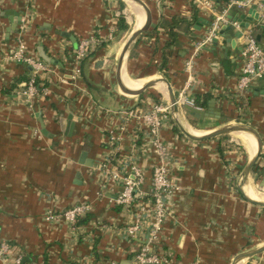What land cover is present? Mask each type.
I'll list each match as a JSON object with an SVG mask.
<instances>
[{"label": "crops", "instance_id": "1", "mask_svg": "<svg viewBox=\"0 0 264 264\" xmlns=\"http://www.w3.org/2000/svg\"><path fill=\"white\" fill-rule=\"evenodd\" d=\"M144 1L153 25L134 44L124 73L138 87L166 77L176 97L189 86L187 97L209 114L201 119L181 107L180 116L194 133L244 123L264 141V78L251 82L246 97H235L246 35H254L264 50L263 16L254 20L264 0L242 6L236 2L247 0H211L216 10L228 9L230 22L197 53L213 11L195 0ZM128 6L126 0H0V241L11 246L0 264H10L17 255L24 264H136L146 236L126 234L136 213L117 202L123 183L111 179L102 166L109 160L130 177L133 166H139L143 183L137 193L150 198L158 151L152 132L138 129L131 112L169 99L163 86L133 96L117 83L119 55L137 25ZM194 8L196 20L178 28L161 72L168 36L160 23L191 19ZM18 14V30L10 31ZM121 17L128 28H121ZM92 34L101 41L72 81V53L80 39ZM18 40L38 55L42 46L54 59L45 79L48 94L38 97L33 109L17 94L31 74L29 65L10 58ZM193 54L189 71L186 62ZM160 136L168 147L170 179L180 187L168 201L158 243L170 264H231L238 253L263 245L264 207L245 199L240 189L242 171L257 151L256 138L232 132L195 141L181 132L172 111ZM247 184L253 197L264 201V149ZM77 204L88 207L86 221L72 225L62 218L46 220L49 211L59 214ZM240 264H264V252Z\"/></svg>", "mask_w": 264, "mask_h": 264}, {"label": "built area", "instance_id": "2", "mask_svg": "<svg viewBox=\"0 0 264 264\" xmlns=\"http://www.w3.org/2000/svg\"><path fill=\"white\" fill-rule=\"evenodd\" d=\"M198 6L206 7L213 11V19L207 29L205 36L198 42L196 53L205 45L211 43L217 36L218 30L223 24L230 22L228 9L216 10L211 0H195ZM247 1L236 2L239 6L245 5ZM262 7V5H261ZM238 26L237 23H235ZM113 38L112 31L108 39ZM245 46L242 52L241 75L239 77L235 97H246L251 82L257 78H264V50L259 45L257 39L252 34L245 37ZM101 40L92 34L79 40L78 46L71 56L72 73L70 79L75 81L82 70L83 61L95 50ZM195 54L186 62L187 70L191 71L194 66ZM10 58L14 61L25 63L31 67V74L27 81L18 90V96L23 99L31 109L34 108L35 100L38 97L48 94V86L45 79L50 77L51 64L43 60L36 51H30L24 41L18 40L15 44ZM39 79V81H38ZM189 86L181 90L177 101L181 107L190 106L202 110L195 104L193 99L187 97ZM171 114V106L162 101H153L147 108L138 107L131 112L137 120L138 129H148L154 135V146L158 151V163L153 167L152 190L150 198H145L143 192L137 193V189L143 183V173L137 165L133 166V177L122 176L120 171L110 165V161L103 163V171L111 179L120 180L123 189L117 198V202L123 204L136 213V219L125 227L126 234L130 238H140L146 236V241L139 244L135 258L136 264H170L169 259L158 250V243L162 238L164 224L168 216V201L180 187L170 179L169 166L167 162L168 147L162 141L160 132ZM137 136V135H136ZM117 139V138H116ZM88 213V207L84 204L74 205L62 213L49 211L46 220L62 218L72 225H76L78 220ZM147 231V235H146ZM11 246L0 241V259L9 257ZM22 255H17L10 264H21Z\"/></svg>", "mask_w": 264, "mask_h": 264}, {"label": "water", "instance_id": "3", "mask_svg": "<svg viewBox=\"0 0 264 264\" xmlns=\"http://www.w3.org/2000/svg\"><path fill=\"white\" fill-rule=\"evenodd\" d=\"M131 1L136 2L138 5H140L145 10L146 22L144 23L143 26L133 29V31L129 35V37H128L127 41L125 42V44L122 48V51L119 55V58L117 61V67H116V79H117V83H118L119 87L121 88V90L124 93H126L128 95L136 96V95L142 94L144 91H146L147 89H149L151 87L158 86L160 84H164L166 86V95L168 96V99H169L171 111L175 115L177 124H178L181 132L192 140L203 141V140L215 138L218 136L230 134L232 132H247V133H250L251 135H253L257 140V151L242 171L240 189H241V192H242L243 196L245 197V199H247L251 203H254L258 206L264 207V201L250 197L245 190V187L247 185V182H248L249 176L252 172V169L255 166V164L257 163V161L260 158V156L263 152V149H264V141H263L260 133L253 126L248 125V124H244V123H234V124L225 125L223 127H220L218 129H215V130L210 131L208 133L197 134V133L191 132L189 129H187L182 124V122L179 119L183 109L181 108V106L179 105V103L177 101L176 93L174 91V88H173L171 82L166 77H160L157 79L149 80L146 83H144L139 89H132V88L128 87V85L124 82L123 77H122V73H123L125 61L127 60L134 44L139 39V37L143 33L150 31V29L153 25L152 11H151L150 7L147 5V3L144 0H131ZM262 16H263V20H264V6L261 7L259 9V11L256 13L254 20H260V19H262ZM12 22L13 23L11 25L10 31H13V32L17 31L18 25L21 22L19 14L17 15V18L12 19ZM260 26L264 29V21H263V23H261ZM247 27H248V25H247ZM62 34L67 36V37H70L74 42L76 41V39L72 35H70L69 33L62 32ZM38 53H39V56L43 60H45L47 62H54V59H52L45 52V50L42 46L38 47ZM186 108L193 111L197 118L203 119L205 116L209 115L205 111L198 110V109L190 107V106H186ZM70 120L71 121L69 124H70V128L72 129L74 126V122L72 121V118ZM68 134L71 135L72 133L69 132ZM82 163H85V162H82ZM263 252H264V244L257 246V247H254V248L249 249V250L242 251L234 257L231 264L243 263L246 260H248L252 257H255V256H257ZM22 264H24V261Z\"/></svg>", "mask_w": 264, "mask_h": 264}, {"label": "trees", "instance_id": "4", "mask_svg": "<svg viewBox=\"0 0 264 264\" xmlns=\"http://www.w3.org/2000/svg\"><path fill=\"white\" fill-rule=\"evenodd\" d=\"M196 18H197V9L194 8V13H193V16H192L191 19L173 17L170 21L169 20H163L160 23V26L159 27L161 29H164L165 32H166V34H167V36H168V39H167L166 44L164 46L162 64L160 65V71L161 72H164L165 71V68L167 66V56L165 54L166 50H167V48L169 49L171 47V45H173L174 42L178 38V28H180V26L182 24H188V25L192 24L196 20ZM120 21H121V28H128V24L126 25V22H125V18L124 17H121ZM156 30L157 29H154L151 33H154ZM27 79L25 81H23V83H25L27 81ZM38 81H39V79H38ZM176 129L178 130V127L177 126H176ZM87 217H88V215L85 216L86 219L80 218L78 220L77 224L80 223L81 221H86L87 220Z\"/></svg>", "mask_w": 264, "mask_h": 264}, {"label": "bare ground", "instance_id": "5", "mask_svg": "<svg viewBox=\"0 0 264 264\" xmlns=\"http://www.w3.org/2000/svg\"><path fill=\"white\" fill-rule=\"evenodd\" d=\"M130 6L132 7V10L136 13V27L135 28H139L141 26L144 25V23L146 22V13H145V10L140 6L138 5L136 2L134 1H131V0H126ZM123 80L124 82L128 85V87L132 88V89H139L140 87L136 86L133 81L130 79V77L124 73V68H123ZM158 86H163L165 89H166V86L164 84H160ZM180 121L182 122V124L187 128V129H192L187 123L186 121L184 120V118L182 116H180ZM191 131V130H190ZM192 132V131H191ZM247 133V132H246ZM250 134V133H248ZM248 185V184H247ZM246 185L245 187V190L247 192V194L252 198H254V194L253 192L251 191V189ZM254 199H257V198H254Z\"/></svg>", "mask_w": 264, "mask_h": 264}, {"label": "rangeland", "instance_id": "6", "mask_svg": "<svg viewBox=\"0 0 264 264\" xmlns=\"http://www.w3.org/2000/svg\"><path fill=\"white\" fill-rule=\"evenodd\" d=\"M128 4H129V3H128ZM127 8H128V13H129V15H130V17H131L132 24H133V26H135V24H136V21H135V20H136V16H135L134 13H132L133 10H132L130 4H129V6H128ZM164 93H166V92H164Z\"/></svg>", "mask_w": 264, "mask_h": 264}]
</instances>
